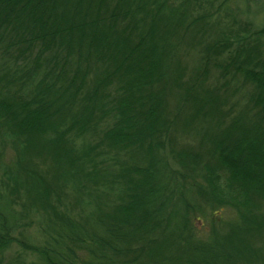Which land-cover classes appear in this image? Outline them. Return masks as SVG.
Masks as SVG:
<instances>
[{
  "label": "trees",
  "instance_id": "16d2710c",
  "mask_svg": "<svg viewBox=\"0 0 264 264\" xmlns=\"http://www.w3.org/2000/svg\"><path fill=\"white\" fill-rule=\"evenodd\" d=\"M193 2L0 0L1 169L26 212L1 196L0 252L33 212L47 264H264V26L206 42Z\"/></svg>",
  "mask_w": 264,
  "mask_h": 264
},
{
  "label": "rangeland",
  "instance_id": "374dc122",
  "mask_svg": "<svg viewBox=\"0 0 264 264\" xmlns=\"http://www.w3.org/2000/svg\"><path fill=\"white\" fill-rule=\"evenodd\" d=\"M223 1L224 0H210L209 2L208 0H198V4L195 2L191 3V7H193L191 12L193 18L196 16L212 14L211 20H209L212 31L211 34H208L207 32L206 42L215 37L221 29H227L228 27L234 28L235 31H240L242 27H247L249 23H252L255 29L264 26V12L262 11V9L264 10V6L258 4V1L264 0H230L227 2L226 7L228 8L226 12H222L223 8H220ZM218 38V36L215 37V39ZM258 44L262 45L264 50V37L258 42ZM186 47L187 43L183 48H179V57L182 58L185 65H190L192 61H194L192 58L196 55L197 50L194 46H192L185 51ZM231 50L234 51L235 48H232ZM184 53L188 56L183 57ZM214 73H217V70H214ZM176 132H178V134L175 135L178 137L180 143L194 137L190 133L182 134L184 133V126L183 124L181 125V123ZM18 157L19 151L15 148L14 143L0 140V198L2 196L1 199H4V201L7 200L10 204V210L14 214H17V216H21L24 215L23 213H26L25 210H23V206L25 204V194L21 191L16 192L17 189L13 192L14 188L7 184L6 175L1 169L2 164L7 167L14 165ZM31 162L36 166L38 171H40L36 162L32 159ZM37 163L39 164L41 170L42 168L47 170L50 167L51 161L48 155H42V153H39L37 155ZM64 202L68 203L66 199H64ZM73 212L77 211L68 210L69 215ZM46 216L47 215L45 214L36 215L33 212L25 216L21 229H19L15 234L14 243H12L7 250L0 252V264H47L44 259L37 254L36 251H34V249H40L46 245V222L48 221V216ZM222 218L223 221L227 222L235 221L237 215L234 211L225 209L222 213ZM208 221L211 222V218H206V216H203L201 222L194 221L199 235L204 238H206L210 232V224ZM49 228L54 229L56 226L52 224ZM254 248L256 251H262V240L260 242L257 241Z\"/></svg>",
  "mask_w": 264,
  "mask_h": 264
}]
</instances>
